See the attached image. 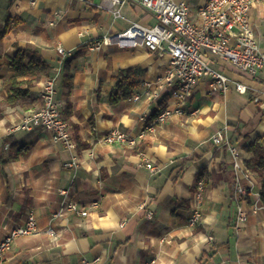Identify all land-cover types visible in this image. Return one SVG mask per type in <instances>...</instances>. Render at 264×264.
I'll return each mask as SVG.
<instances>
[{"label":"crops","instance_id":"1","mask_svg":"<svg viewBox=\"0 0 264 264\" xmlns=\"http://www.w3.org/2000/svg\"><path fill=\"white\" fill-rule=\"evenodd\" d=\"M34 1L0 0V239L28 214L37 223L32 234L13 239L0 264H263L260 184L244 166L252 152L237 138L264 140V69L250 76L223 66L231 78L224 92H209L208 79L200 78L181 111L149 130L157 113L175 103L170 89L158 98L145 94L156 89L168 57L143 46L89 50L88 45L135 21L152 24L150 13L138 0L124 1L118 17L105 0ZM185 2L195 21L205 0ZM249 20L264 50V0L251 5ZM18 48L38 50L50 70L23 86L25 97L9 103L4 82L13 72L7 60ZM59 48L68 53L72 83L65 85L62 63L54 98L70 125L74 150L53 143L42 129L8 130L23 111L41 104L40 82L55 73ZM127 68L135 69L137 85L131 97L114 100L119 71ZM233 81L246 85L245 92ZM112 129L135 136L136 144L105 142L103 135ZM216 132L241 150L235 177L249 191L247 198L238 199L234 180L228 182L230 170L219 167L231 159L226 146L211 141ZM148 161L154 169L145 165ZM203 168L221 180L202 188L201 219L191 225L198 190L193 187ZM65 196L87 214L53 217ZM238 207L247 212L239 223Z\"/></svg>","mask_w":264,"mask_h":264},{"label":"built area","instance_id":"2","mask_svg":"<svg viewBox=\"0 0 264 264\" xmlns=\"http://www.w3.org/2000/svg\"><path fill=\"white\" fill-rule=\"evenodd\" d=\"M111 5L114 17L120 15V6L126 0H105ZM256 0H205L196 9L197 19L190 18V9L185 0H138L140 5L152 16L154 22L146 25L132 22L120 32L103 35L100 39L88 45L89 50H98L102 46H117L119 48H135L143 46L158 56L166 55L168 61L160 76L156 78V89H147L148 97L158 98L162 90L170 89L175 99L172 107L159 111L156 117L147 124V129L153 130L169 115L181 111V104L191 94L195 83L200 78L208 79L209 92H224L231 78L223 70L229 65L237 72L255 76L264 69V50H261L255 38L249 20V10ZM34 4L35 1L31 0ZM61 60L55 68V73L40 82L39 97L41 104L23 111L20 120L12 123L9 131L42 129L49 134L53 143H61L66 148L74 150L76 144L71 137L69 123L61 115L62 105L55 100V82L60 71L62 59L68 54L59 48ZM216 64V67H215ZM235 89L243 93L246 85L233 81ZM139 95L135 94L134 99ZM264 105V103H263ZM139 136H142L140 134ZM102 139L107 143H121L133 147L137 138L128 133L112 129L105 133ZM211 141L227 147L235 171L241 168L242 157L239 147L231 145L227 138L216 132L211 135ZM145 165L154 169L150 162ZM237 194H245L246 187L236 177L234 180ZM203 185L198 182L195 193L196 203L191 209L188 222L196 224L201 219L198 204L201 202ZM65 194V191H62ZM97 201L92 206H97ZM67 211L86 215L87 211L76 202L65 199L53 217L64 215ZM251 212L256 206L251 205ZM149 216L152 213L147 212ZM247 212L237 208V221H243ZM37 230L33 214H28L22 224L7 227L0 239V257L10 248L14 238L29 235ZM48 232L52 229L48 227ZM264 264V259H263Z\"/></svg>","mask_w":264,"mask_h":264},{"label":"trees","instance_id":"3","mask_svg":"<svg viewBox=\"0 0 264 264\" xmlns=\"http://www.w3.org/2000/svg\"><path fill=\"white\" fill-rule=\"evenodd\" d=\"M95 41H91L90 44ZM59 60H61L60 55ZM68 61V59H62L64 80L67 87L71 86L72 83V75ZM7 68L11 70L13 74L4 82V85L7 88L6 100L9 103H13L17 98L25 97L27 95V89L23 86H30L33 83V78H35V76L44 75L49 72L50 64L42 57L38 50L18 48L14 55L7 60ZM134 74L135 69L132 68L122 69L119 71L121 79L116 83L117 90L113 94L114 100L119 96L123 98H129L132 96L133 89L137 85V82L134 79ZM25 107H27V105H23V108ZM237 141L240 142V145L244 150L252 152V157L244 160V166L259 182V198L264 205L263 137L257 136L253 140H248L246 135H242L237 138ZM229 143L232 144L231 142ZM4 162L5 161H3V163ZM219 167L226 168V171L227 169L230 170V177H228L230 180H228V182L235 180V169L232 161L228 166L220 164ZM199 180H202L203 187L208 185L215 186L220 182L221 176L216 174L215 171H208L206 168H203L197 176L193 191L197 189V183ZM230 188L234 189L233 186ZM248 194V190L245 194H238V199L247 198Z\"/></svg>","mask_w":264,"mask_h":264},{"label":"rangeland","instance_id":"4","mask_svg":"<svg viewBox=\"0 0 264 264\" xmlns=\"http://www.w3.org/2000/svg\"><path fill=\"white\" fill-rule=\"evenodd\" d=\"M225 146V145H224Z\"/></svg>","mask_w":264,"mask_h":264}]
</instances>
